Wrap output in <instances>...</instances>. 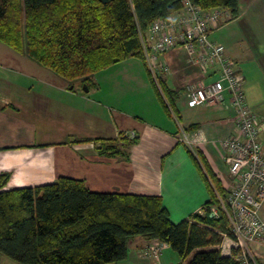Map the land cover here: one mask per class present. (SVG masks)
Listing matches in <instances>:
<instances>
[{"label": "crops", "instance_id": "1", "mask_svg": "<svg viewBox=\"0 0 264 264\" xmlns=\"http://www.w3.org/2000/svg\"><path fill=\"white\" fill-rule=\"evenodd\" d=\"M229 24L225 29L234 25L233 42L217 36L213 41L242 77L247 104L258 106L264 101V0H237V16ZM133 59L95 73L94 85L86 89L0 42V174L9 175L6 188L65 176L95 192L159 196L173 223L201 212L210 199L205 169L221 186L225 181L220 140L234 130L228 96L223 104L187 106V86L217 74L203 70L176 46L160 55L167 71L157 73L154 81L158 90L160 80L171 93L174 105L169 108L143 63ZM263 132L264 120L258 134L264 146ZM183 133L192 147L179 140ZM121 136L138 138L126 158L97 152L99 139ZM159 243L134 238L126 258L111 264H179L168 245L156 258L143 253Z\"/></svg>", "mask_w": 264, "mask_h": 264}, {"label": "trees", "instance_id": "2", "mask_svg": "<svg viewBox=\"0 0 264 264\" xmlns=\"http://www.w3.org/2000/svg\"><path fill=\"white\" fill-rule=\"evenodd\" d=\"M189 1L202 10H227V22L237 16V0ZM181 8L182 0H0V42L86 89L94 85L95 73L138 59L155 91L172 108L171 93L160 80L159 91L146 68L139 34H146L153 20ZM137 141L102 138L96 150L126 158ZM205 170L210 199L202 213L178 223L170 221L159 196L95 192L82 180L65 176L8 189L9 175L2 173L0 264L3 257L16 264L117 263L126 258L134 238L168 245L179 264H239L215 249L221 239L217 231H227V224L224 217H211L208 208L224 190Z\"/></svg>", "mask_w": 264, "mask_h": 264}, {"label": "built area", "instance_id": "3", "mask_svg": "<svg viewBox=\"0 0 264 264\" xmlns=\"http://www.w3.org/2000/svg\"><path fill=\"white\" fill-rule=\"evenodd\" d=\"M230 19L225 9L202 10L189 0L182 8L149 23L146 34H139L144 62L156 81V74L166 72L159 57L180 46L203 69L215 70L217 76L186 88L189 107L223 104L233 112L234 130L220 140L223 162L228 175L222 184L223 195L216 194L208 208L213 218L224 217L227 231H217L220 242L215 249L221 256L239 264H264V146L258 134L263 119L255 114L245 99L243 79L222 46L209 39L210 31ZM179 140L188 142L183 133ZM164 243L147 246L144 254L156 258Z\"/></svg>", "mask_w": 264, "mask_h": 264}, {"label": "rangeland", "instance_id": "4", "mask_svg": "<svg viewBox=\"0 0 264 264\" xmlns=\"http://www.w3.org/2000/svg\"><path fill=\"white\" fill-rule=\"evenodd\" d=\"M230 23V22H229ZM229 23H223V24H221V25H219L217 28H215L214 30H212V32L210 33V35H209V39L211 40V41H213V38H214V36L216 37H220V38H222V39H226V38H228L231 42H233V40L234 39H230L229 37H232V35H233V32H232V28H233V26L234 25H232L229 29H225L227 26H229V25H231V24H229ZM228 24V25H227ZM222 26H225V27H222ZM215 42V41H214ZM133 60H136V59H133ZM136 61H138L139 63H140V61L139 60H136ZM141 64V63H140ZM93 78H94V80H93V82H95V74L93 75ZM260 105V106H259ZM259 105L257 106V105H251L250 107H252V109L254 110V111H256V113H258V115H260V116H262V118H263V120H264V101L263 102H260L259 103ZM258 111V112H257ZM263 135H264V132H263ZM263 138H264V136H263ZM262 138V139H263ZM264 141V140H263ZM221 168H222V171H223V174H225V178L227 177V175H228V171H227V167H226V165H224V163L222 162L221 163ZM220 183V182H219ZM202 213V212H201ZM144 252V251H143ZM3 262H5V261H8V262H11L10 260H8V259H6V258H4L3 257V260H2Z\"/></svg>", "mask_w": 264, "mask_h": 264}]
</instances>
